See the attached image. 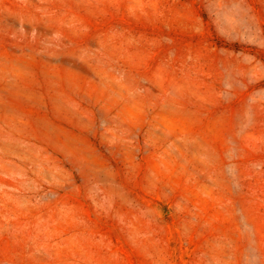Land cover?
Here are the masks:
<instances>
[{
  "label": "rangeland",
  "instance_id": "obj_1",
  "mask_svg": "<svg viewBox=\"0 0 264 264\" xmlns=\"http://www.w3.org/2000/svg\"><path fill=\"white\" fill-rule=\"evenodd\" d=\"M0 264H264V0H0Z\"/></svg>",
  "mask_w": 264,
  "mask_h": 264
}]
</instances>
